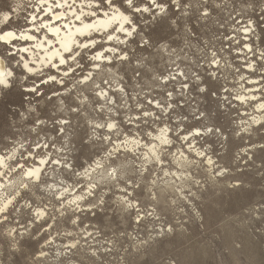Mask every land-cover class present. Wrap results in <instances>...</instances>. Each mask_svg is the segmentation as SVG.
Masks as SVG:
<instances>
[{
    "label": "clouds",
    "instance_id": "obj_1",
    "mask_svg": "<svg viewBox=\"0 0 264 264\" xmlns=\"http://www.w3.org/2000/svg\"><path fill=\"white\" fill-rule=\"evenodd\" d=\"M197 2L201 19L212 5L264 34V0ZM169 3L182 6L0 0V264H264V183L230 247L210 255L193 231L218 187L253 188L233 170L248 148L212 157L241 134L264 154V100L228 86L227 57L209 58Z\"/></svg>",
    "mask_w": 264,
    "mask_h": 264
},
{
    "label": "rangeland",
    "instance_id": "obj_2",
    "mask_svg": "<svg viewBox=\"0 0 264 264\" xmlns=\"http://www.w3.org/2000/svg\"><path fill=\"white\" fill-rule=\"evenodd\" d=\"M185 4L189 5V7L184 8L183 5ZM181 5V7H176L169 3L168 7L171 8L176 16L183 14L181 27H186L187 30L191 31L193 43H199L201 47H204L206 43L205 54L209 58H211V53L215 52L217 58L226 56L228 63L232 65V69L228 73V86H234L232 81L233 77H235V80H238L239 84L242 85V89H240L242 93L248 92L251 95H257L258 100H264V96L261 95V88L264 87V71H255V66L260 62L261 50H264V34L259 35V38L250 34L245 35L243 33L246 30L245 20L235 15V13H229L227 10L221 11L213 8L212 5H204V8L209 9V18L201 19L203 8L200 7L197 0H181ZM197 9L200 10L198 11ZM256 19L259 20V17ZM259 23L260 27L264 28V21ZM246 45L250 47L248 50L245 47ZM250 63H253L254 66L249 67ZM203 68L205 72L216 71L215 65L210 67L207 63L203 65ZM241 76L244 79L241 80ZM183 82L188 86L189 90L192 89L191 83L187 80ZM173 85H175V82H173ZM223 95L227 97L228 93L224 92ZM180 102L181 106H183L182 98H180ZM204 102L203 100L200 101V103ZM246 104L247 101H245ZM192 107L197 109L199 107L197 96L194 92ZM229 107L232 108L231 115L233 118L237 115L244 118L247 114V108L241 107V101L239 100H233L232 105ZM196 129L202 131L195 127L191 128L190 131L195 133ZM183 134L186 135L187 133ZM189 139L194 146H198L199 135L196 134ZM242 148L249 149L248 155L242 156L239 161H236L233 170L237 176L253 185V188L231 190L226 186L218 187L217 191L220 192L218 200L214 205H209L204 209L205 229L203 233L198 228L193 229L194 234L203 241V250L210 255L230 247L231 241L241 235L240 230L236 227L239 223L238 213L249 203L254 202V199L259 194L258 186L264 183V180L257 173L258 169H264V154L258 153L252 156L251 141L247 134H241V137L232 139L229 142L226 153L222 157L213 156L212 158L217 162L221 160L231 162L234 158V153ZM249 156L252 158L249 159ZM214 233L216 236L213 235Z\"/></svg>",
    "mask_w": 264,
    "mask_h": 264
},
{
    "label": "bare ground",
    "instance_id": "obj_3",
    "mask_svg": "<svg viewBox=\"0 0 264 264\" xmlns=\"http://www.w3.org/2000/svg\"><path fill=\"white\" fill-rule=\"evenodd\" d=\"M246 28V27H245ZM243 33H245V35H249V32L247 30H244ZM246 49L248 50L250 47L248 45L245 46ZM256 88V87H255ZM255 99L253 101H256L258 100V96L257 95H252ZM245 103V102H244ZM200 132V130H195V133L194 134H197L199 135L198 133ZM213 159V158H212Z\"/></svg>",
    "mask_w": 264,
    "mask_h": 264
}]
</instances>
